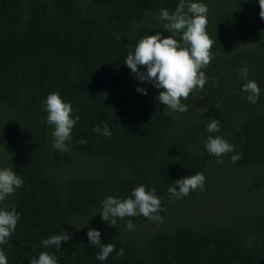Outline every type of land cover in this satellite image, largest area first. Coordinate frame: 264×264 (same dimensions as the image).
Listing matches in <instances>:
<instances>
[{"label": "trees", "instance_id": "obj_1", "mask_svg": "<svg viewBox=\"0 0 264 264\" xmlns=\"http://www.w3.org/2000/svg\"><path fill=\"white\" fill-rule=\"evenodd\" d=\"M192 2L208 6L214 59L202 69L205 87L182 99L188 111L181 113L159 103L163 89L124 64L144 35H171L159 14L174 12L180 0H0V168L23 179L3 202L20 216L0 245L8 264H31L41 252L54 254L57 264H264L259 0ZM245 66L261 88L256 104L242 91ZM54 92L80 117L66 153L54 149L47 123L44 101ZM212 119L219 132L206 130ZM105 123L110 136L102 134ZM209 136H222L234 152L209 154ZM196 172L204 174L205 190L173 199L168 188ZM141 184L155 188L162 222L143 215L117 218L116 226L102 220L104 199H125ZM90 228L115 245L107 260L96 258L100 247L91 245ZM64 231L69 241L43 246Z\"/></svg>", "mask_w": 264, "mask_h": 264}, {"label": "clouds", "instance_id": "obj_2", "mask_svg": "<svg viewBox=\"0 0 264 264\" xmlns=\"http://www.w3.org/2000/svg\"><path fill=\"white\" fill-rule=\"evenodd\" d=\"M260 17L264 19V0H259ZM208 6L201 2L192 0H180L176 10L170 13L167 9H161L159 19L167 21L164 28L171 35L164 36L163 32H156L155 35L146 34L138 40L134 51L127 54L126 64L133 74L141 81H147L158 89H163L157 97L159 103L166 105V109L178 112L188 111L186 100L194 90H203L207 82V77L202 69L206 68L214 59L211 53L214 41L206 31ZM180 34V39H177ZM146 71H141V68ZM242 79L247 82L242 85V91L249 93L247 100L256 104L259 100L261 88L255 80L248 79V68L241 69ZM137 91L147 95L146 88H137ZM46 105L47 123L53 125L52 137L53 147L60 152H69L68 141L74 126L80 120L77 115L73 117V106L70 102H65L58 92L50 93L44 101ZM208 132H219V120L212 119L207 125ZM95 132L101 133V128L97 126ZM102 134L110 136L111 131L105 123ZM206 151L220 158L229 152H234L231 145L222 136H209L206 142ZM241 157L233 155L232 162L235 163ZM217 163H223L218 159ZM205 176L202 172L175 180V187L170 186L168 192L173 199L186 197L190 192L199 189L205 190ZM23 186V179L13 171L12 168H0V245L8 243V239L15 232L20 219L19 214L12 205H5L3 202L8 196L13 195L17 188ZM146 185L135 187L131 195L125 199L108 196L102 201V220L112 226H116L117 218L138 217L143 215L147 220H157L162 222L160 212L162 201L157 196L155 188L146 190ZM127 228L132 230L134 224L131 219ZM91 245H98L100 251L97 259L100 261L107 258L116 251L113 243L104 244L101 242V232L89 229L87 233ZM71 236L67 232L53 235L43 240V246L48 248L56 246L59 248L62 241H69ZM124 249L121 248L116 253V258L123 257ZM0 264H8L5 251L0 248ZM31 264H57L54 254L41 252L38 259L33 258Z\"/></svg>", "mask_w": 264, "mask_h": 264}]
</instances>
